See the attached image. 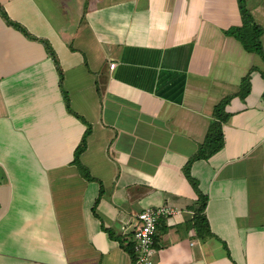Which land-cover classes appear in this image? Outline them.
<instances>
[{
    "label": "crops",
    "instance_id": "crops-1",
    "mask_svg": "<svg viewBox=\"0 0 264 264\" xmlns=\"http://www.w3.org/2000/svg\"><path fill=\"white\" fill-rule=\"evenodd\" d=\"M246 3L264 30V0ZM0 8L35 38L0 15V264H135L120 241L163 206L181 212L158 224L157 264H264V60L224 33L241 26L237 0ZM231 96L224 147L190 168L199 213L184 168ZM88 125L96 181L72 164Z\"/></svg>",
    "mask_w": 264,
    "mask_h": 264
},
{
    "label": "trees",
    "instance_id": "trees-1",
    "mask_svg": "<svg viewBox=\"0 0 264 264\" xmlns=\"http://www.w3.org/2000/svg\"><path fill=\"white\" fill-rule=\"evenodd\" d=\"M237 1H238L239 11L241 15V22H242L241 26L231 27L228 30H226L224 33L225 35L236 39L242 45L245 51L249 53H255L259 55L261 58H263L264 60V48H263L262 41H261L264 30L260 25L256 23L254 17L252 16L247 6L246 0H237ZM0 15L2 16L3 19H5V21L9 25L15 27L16 29L24 33L26 36H28L29 38L35 39L31 37L29 33L22 26L11 22L2 8H0ZM45 47L47 49V52L55 60L57 68H58L57 59L55 57V54L52 48L46 42H45ZM58 71L60 75V82H62V72L60 69H58ZM250 90H251L250 75H247L246 77L243 78L241 85H240V91L237 95H239V97L243 99L250 93ZM232 98H233L232 96L226 97L217 106H215L214 112H213V120L210 124L207 136L204 142L199 147L197 153L190 159V161L184 168V174L187 180L189 181L191 186L194 188V190L199 195V201H200L199 203H201L199 213H202L206 207V198L201 195V192L199 191V188H198V183L192 177L190 168L194 161L208 159L209 157L219 152L224 147L223 124L227 122V120L230 117V115L226 112L225 109H226V106L230 103ZM66 103H67V108L70 111L68 97L66 98ZM90 133H91V127L88 125V128L81 140V143L75 150V157H74V161L72 164L77 167L80 175L85 180L96 181V179L91 176L89 169L86 168L80 160L81 155L87 149V138L90 135ZM102 191L103 190L101 189L100 195H102ZM100 197L97 199L96 204H98ZM95 209L96 208L93 209V212L95 216L98 217L97 214L95 213ZM106 231L109 234L111 239H117L114 236V234L111 232V230L106 229ZM120 244L131 255V257L134 260V257H135L134 256V245L132 243L125 244L122 240L120 241Z\"/></svg>",
    "mask_w": 264,
    "mask_h": 264
},
{
    "label": "built area",
    "instance_id": "built-area-1",
    "mask_svg": "<svg viewBox=\"0 0 264 264\" xmlns=\"http://www.w3.org/2000/svg\"><path fill=\"white\" fill-rule=\"evenodd\" d=\"M111 64L110 68H114ZM181 211L163 206L155 209H146L136 216L132 234L134 242L135 264H157L154 255L156 248L157 228L161 219L170 218Z\"/></svg>",
    "mask_w": 264,
    "mask_h": 264
}]
</instances>
